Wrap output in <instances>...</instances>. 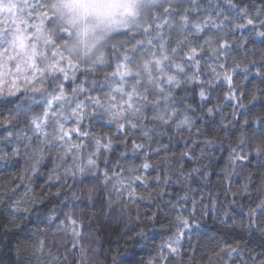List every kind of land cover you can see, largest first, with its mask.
Wrapping results in <instances>:
<instances>
[{"label":"snow or ice","instance_id":"obj_1","mask_svg":"<svg viewBox=\"0 0 264 264\" xmlns=\"http://www.w3.org/2000/svg\"><path fill=\"white\" fill-rule=\"evenodd\" d=\"M227 3L243 18L242 23H233L229 31L252 26V33L261 38L262 45L258 50L249 51L246 38L241 37L238 47L244 49L243 58L237 60L233 56L230 65L228 58L233 43L226 38L225 28L228 27L226 22L235 21L236 17L223 15L222 10L215 15L209 13L194 19L190 14L193 9L179 11L171 3L162 11L149 14L147 0H0V100L5 102L0 104L3 109L0 111V129H3L0 132V160L19 163L20 158L25 157L33 177L40 173L46 162H50L49 180L60 169L65 176L79 175L83 181L102 180L106 188L111 187L105 199L99 201L101 211L105 206L112 208L125 194L129 199H135L138 187L148 185L150 179L156 181V189L161 185L165 189L170 183L166 175L150 177L143 174L145 170L154 169L145 149L154 142L153 134L160 126L172 124L187 129L190 134L203 135V144L210 147L217 139V127L220 131H229L235 122L238 131L240 128L252 129L255 124L261 131L248 144V151L242 147L245 137L230 148L229 167L221 171L226 179H230L237 167L246 161L251 163L250 157L257 161L259 169H264V87H261L264 85V19H259L264 17V4L256 7L253 13L247 6L234 4L233 0H227ZM209 28L217 31L206 35L202 43L189 39ZM171 32L176 34L174 45L169 39ZM206 48L215 57L214 64L202 65ZM257 51L259 60L256 59ZM97 65H104L106 69L104 82L100 84L89 80ZM253 71L259 83L253 79L250 81L252 87L245 92L241 85ZM187 85H195L193 91L198 89L200 100L211 105L202 109L207 115L223 111L220 102L212 104V96L216 88L226 85L227 91L222 99L232 108L230 119L223 116L222 120L214 121L208 126V132L196 127L190 114L191 106L186 102ZM177 90H182L184 95L178 96ZM41 91L45 96L44 103L24 110L22 119L20 110H8L13 98L25 92L39 94ZM245 99L247 104L242 102ZM249 105L256 108L251 119L247 118L252 112ZM241 109L247 113H241ZM239 115L246 117L242 123L237 119ZM137 129L140 139L131 142V151L142 152L147 158L140 164L130 163L114 171L119 165L118 158L111 167L101 169L104 153L114 152V143L122 142L127 146L125 137ZM191 144L192 147L186 145L187 150L180 155L196 161L198 166L189 171L183 166L179 169V176L189 180L192 172L209 175L208 165L200 161L210 159L205 147H201L200 155L195 156L196 141ZM119 155L127 161L126 152ZM103 163L108 164L107 159ZM19 179L23 181L24 177L19 176ZM56 179H60L59 175ZM251 183L249 175L247 183L233 192V196H244ZM261 183H264V176ZM59 193L58 190L57 195ZM164 194V190L159 192L160 196ZM140 198L145 197L141 195ZM202 199L198 202L192 197L189 209V194L186 192L184 196H178L175 203L169 200L164 204V208L171 205L166 215L175 212V229L158 245L149 264H182L186 255L182 251L183 243L187 237L191 247L189 233L197 225V205L200 214H206L209 207L202 203ZM257 199L258 202L249 205L246 211L238 201H229V206L220 213L224 228L231 229L243 239V235L235 230L246 224L244 231L255 229L264 239V196ZM87 201L91 202L92 208L96 207L97 202L91 195ZM21 203L17 200L7 205L9 215L27 212ZM210 204L215 209V199ZM234 206L239 207V220L234 219ZM157 209L162 211L159 204ZM63 215V220L55 218L60 221L59 230L72 236V251L79 247L80 254L86 256L82 239L89 234L86 220L92 217L77 216L71 211ZM15 219L13 215L10 221L14 226ZM146 219L155 221L157 212ZM138 235L143 236V231ZM29 240L32 241L30 244L18 241L15 250L19 252L22 247L30 246L34 254L52 255L44 238L33 241L30 237ZM216 247L218 250L213 251L212 256L223 259L224 264H235L233 256L243 254L240 241L228 243L221 239ZM247 251L249 259L242 260L241 264H264V249L255 256L252 255L254 249ZM188 264H197V261L189 257Z\"/></svg>","mask_w":264,"mask_h":264},{"label":"trees","instance_id":"obj_2","mask_svg":"<svg viewBox=\"0 0 264 264\" xmlns=\"http://www.w3.org/2000/svg\"><path fill=\"white\" fill-rule=\"evenodd\" d=\"M233 3L244 7L247 6L250 12L255 11L256 7H259L261 4H264V0H233ZM183 8L193 9L190 13L191 16L195 18H203L205 15L211 13L215 15L217 12L222 10L223 15L227 16H235V21L226 22L228 27L225 28V32L227 33L226 38L229 39L233 43V51L229 54L228 63L231 64L232 57L235 56L237 60L243 58L244 49L238 47L240 43L241 37L246 38V47L249 51H252L254 48L259 49L262 47L260 44V37L255 36L252 33V26H249L247 29H236L234 32L229 31L232 24L235 22H243V18L237 15L236 9H231L226 2H222L219 8H213L210 6L209 0H184L183 3L177 6L179 11H182ZM223 15L220 17L223 18ZM259 19H264V17H260ZM259 19L257 20V26L259 25ZM216 29L209 28L204 33H199L194 35V40L203 42V38L206 35H211L216 33ZM169 37L173 43L175 44L176 34L175 32H171ZM251 58V56H249ZM256 59L259 60V53H256ZM202 65L205 64H214L215 57L212 56L209 50H205L203 53V58H201ZM223 62V58L221 59ZM207 72H205V76H207ZM255 79L256 83H259V79L255 78V72L249 76L248 80H244L241 88L245 92L252 87V81ZM217 84L220 82L217 81ZM264 87V85H261ZM195 85H191L187 87L188 99L187 103H192L194 107L197 109V113L194 114L199 118L195 119V126L201 128L204 132H208V126L213 124V122L220 121V112H216L213 117L208 116L205 112H200V108H206L211 105L204 104L197 92L193 91ZM227 91V86L225 85L223 88H216L213 92L212 96V104L220 102L224 105V101L222 99L223 93ZM178 96H183L184 92L182 90H177ZM219 97V101L217 100ZM245 104H247V99L243 100ZM254 104L256 102H253ZM259 105L257 104V108ZM249 108H252V105H249ZM232 108L230 105L224 106L223 115L230 119V113ZM241 113H244L245 110H239ZM256 114V108H252V112L250 115ZM246 117L244 115H239L238 120L242 123ZM3 129H0L2 132ZM112 131L115 132L114 126L112 127ZM119 137V134H117ZM138 137H140V131L131 130V134L125 137V142L128 145L127 151V161L124 157L119 158V165L114 168V171H119L121 166H127L130 163L140 164L143 161V153H133L131 151V142L133 140L139 141ZM196 141V148L194 155H200V148L205 147L203 144L204 136L197 134H190L187 129H184L179 133V135H171L165 137H157L154 142L150 143L148 156L151 163L159 164V167H154V169L145 170L144 175H149L150 177H154L156 175H165L166 169L161 163L164 157H170L174 168L180 169L183 166L185 171H189L192 167L198 166L197 162L194 160H189L187 157H181V153L186 151L187 148H191V141ZM187 145V148H186ZM235 146L232 141L228 139H224L221 141L220 146L216 148L210 149L207 152L210 156V159H203L200 163L208 165L207 171L209 172V182L204 184L202 182H193L190 187L193 189L189 194L190 198L188 201V207L191 208V198L195 197V199L199 202L202 199V203L204 205H209L206 214H200V206L197 205V213L196 223L198 225H204L201 229V233L198 238L191 239V247H189L188 238H185L183 243L182 251L186 253L183 257L182 264H186L189 257L195 258L197 264H200V259H207L212 256L213 251H217V243L223 239L228 243H233L234 241H240L241 249L243 250V254L239 257L233 256V260L235 264H241V261H247L249 259V254L247 249H254L252 255L255 256L262 249H264V239L260 238V233L252 229L250 231H244L240 228L235 230L236 233H241L243 235V239H241L240 235H236L233 233L231 229H225L224 225L221 224L219 219H216L217 211L222 213L225 207L229 206V201L236 200L239 204H243L245 206V211L249 205H252L254 202H258V197L260 196L258 193L253 191L256 183L258 182V177L264 169H259L257 167V161L255 159H251V163L244 162L243 165L237 167L235 174L230 178H225V173L221 171V169L225 167H229V153L230 148ZM124 146L121 144H117L115 146V151L112 152L109 156V163L104 164L101 162V169L105 167H111L116 163L120 152L124 151ZM158 150V151H157ZM23 167L22 161L19 163H9L8 160H0V200L3 203H0V240L3 241L0 244V248H3L7 253V259L10 264H15V262L19 259L16 255L15 247L18 241H26L27 243H31L32 241L29 238L33 237L34 234L38 231L43 232L47 225L40 224L39 226L35 221H29L27 224L24 223V214L13 213L9 215L10 209L7 205L14 204L15 201L22 199L25 197V193H28V186L26 184H21L19 176H22L21 168ZM52 168V164L50 162H46L45 166L41 168V172L45 173V175H37L35 178L29 183L35 189L36 192L42 198L51 199L52 207H56L60 204V200L56 199L57 191H63L59 182L53 184L50 181H47V174L49 170ZM247 169V175H250L252 178V183L249 186V191L244 196H233V192H236L242 184L245 182L244 178L241 175H238L241 169ZM176 176H173L170 183L164 189L165 194L163 195L164 200L169 201L172 200L175 203V200L178 196H183L188 186H185L180 183H176ZM138 185L141 182H137ZM8 185V187H5ZM156 181L153 179L149 180L148 185L138 187V195L135 199H129L127 194L122 198L126 202L125 206L131 204L132 207V216H139L140 219L136 220L134 223L129 221V217L123 214L118 205H113L112 208H108L105 206L104 211L106 213H115L117 215V219L114 222H109L107 219H100L97 216L96 205L95 208L91 206H83L84 217L87 218L89 216L92 217L87 221V229L88 231L94 233L96 240V247L99 252V258L104 264H149V261L152 257L156 255L157 247L161 243L162 240L166 239L167 236L171 235L173 228L170 227L169 221L172 217L175 216V212H172L171 215H166L169 212L171 205L169 208H164V205L160 204V198L154 197L152 199H141V195L145 197L147 192L156 190ZM83 186L77 185L74 186L76 188H80ZM231 188V191H227ZM14 193L15 195L11 196L9 199V193ZM251 197V199L249 198ZM215 199L216 208L213 209L210 207V201ZM87 204V202H86ZM106 204V201H105ZM160 205L159 211L157 209V205ZM236 207V214L234 219L239 220L240 211L238 206ZM154 212H157V219L154 222V227H150L148 229L144 228L142 223L148 216H151ZM95 213V215H93ZM13 215L16 217L15 226L10 222L13 218ZM60 220H63V216L60 217ZM60 221L58 220L57 223ZM231 223V221H229ZM143 231L145 235L139 236L138 233ZM6 234V235H5ZM191 236V232L189 233ZM43 237L41 236L40 239ZM7 245L5 248L4 245ZM223 246L222 244L220 245ZM68 247L72 249V244H69ZM226 259V258H225ZM24 264H28L27 261Z\"/></svg>","mask_w":264,"mask_h":264},{"label":"clouds","instance_id":"obj_3","mask_svg":"<svg viewBox=\"0 0 264 264\" xmlns=\"http://www.w3.org/2000/svg\"><path fill=\"white\" fill-rule=\"evenodd\" d=\"M183 2L184 0H147V5H148L147 11L149 14H151L152 12H155L158 10L162 11L164 8H167L169 3H171L174 7H177L179 4ZM189 2H191V0H189ZM222 2L227 3V0H209L210 6L213 8H219ZM193 37L194 35L190 36L189 39H191L192 41H195ZM105 71L106 69L104 65H97L95 71L89 76V80H95L97 84L104 82V79H105L104 72ZM188 86H191V85H187V87ZM44 100H45V96H44L43 91H41L39 94L32 93V92H25L24 94L19 95L18 98H13L12 103L8 105V110L9 111L20 110L21 119H22L24 110L34 108L36 104H43ZM4 103L5 102L3 100H0V104H4ZM188 104L191 106L190 114L193 116V119L195 121L196 118H199L198 116L194 115L197 113V109L196 107L193 106L192 103H188ZM224 106H226V103L222 107L224 108ZM202 109L203 107L200 108V112H203ZM2 110L3 109H0V111ZM245 112L247 113V110H245ZM214 115H208V116L214 118ZM223 116L224 115L222 111L220 112L219 120H222ZM247 118L251 119V115L247 114ZM183 130H184L183 128H177L172 124L167 125V126H160L158 127L157 132L153 134V141H155L157 137L169 136L171 138V135H179V133ZM260 131L261 130L255 124H253L252 129L240 128L237 131V124L235 122L233 124V128L229 131H220L219 128L217 127V131H216L217 139L210 147H205V151L209 152L210 149L219 147L221 141L224 139H228L232 141V143L237 145L239 144L242 138L246 137L245 143L243 144L242 147H243V150L247 152L248 144L257 138ZM138 139H140V137H138ZM119 144L124 146L125 150L123 152L127 153L128 145L125 146V144L122 142H119ZM116 145L117 144L115 143L113 144L114 149ZM148 151H149V147H146L145 152L148 153ZM111 153L112 152L104 153V155L101 157V160L103 161L107 159L109 163L110 162L109 156ZM118 158H120V155ZM146 158L147 156L143 154V159H146ZM259 159L260 157H257V160ZM8 161L9 163H16L14 160H8ZM20 161H22L23 163V167L21 168L20 171L22 173V176L24 177L23 181L21 182L28 186L27 195L23 197L22 199H20L22 201L21 207L28 209L27 212L23 213L24 223L27 224L29 221H35L38 226L40 224L47 225V228H46L47 230L46 231L44 230L43 232L37 231L32 237V240L38 241L40 237L42 236L47 241L48 247L51 248L52 255L39 254V253L34 254L33 249L30 246H24L19 252L15 250L16 255L19 257V259L15 262V264H24L25 261H27L28 264H104V262L101 261L99 258V252L96 247V240H95L94 233L89 231V234L83 237L82 243H83V247L87 249V255L82 256L80 254L79 247L77 248L76 251H72L68 247L69 244H72L71 243L72 236L70 234H66L65 232L59 230L58 225L60 222L57 223L58 220L55 218L63 216V219H64L63 214L68 213L70 211L76 214L77 216H84L82 205L91 206V202L87 201L88 196L91 195L92 200L97 202L96 205H98V207L96 208L97 216L100 219H107L110 223L114 222L118 218L115 213V210L111 214L106 213L104 209L103 211H101V205L99 203L100 200L105 199L111 186L109 185L106 188L102 180L83 181L82 177H80L79 175H76L75 177L65 176L63 169H60L58 173L53 174V177L51 180L48 179V174H47V181H50L53 184L59 182L61 189H63V191L60 192L59 195H57L56 197V199L60 200V204L56 207H52L51 199L42 198L39 195V193L36 192L35 189L32 187V185L29 183L35 178L28 171L29 161L23 156L20 158ZM161 163L167 170L165 175L170 180H172L173 176H176L177 177L175 180L176 183H180L185 186H188L185 193L186 192L188 194L191 193L193 189L190 187V185L193 182H202L204 184H207L209 182V175L204 176L198 172H192V176L190 180L187 177L179 176V169L174 168L170 157H164ZM152 164L154 167L160 166L159 164H156V163H152ZM201 172H203V169H201ZM237 174L241 175L245 180L242 186L246 184L247 178L249 177V175H247V169L242 168L241 171ZM38 175H45V173H42L40 169V173ZM56 175H59L60 177L59 180L56 179ZM262 176H264V171L260 173L258 177V182L256 183L255 188L252 189L256 193H258L260 196H264V183H261ZM77 185H80L83 187L76 188L75 190H73L74 186H77ZM249 186L250 184L248 185V188ZM5 187H8V185H5ZM163 190H164L163 185H161L160 189L147 192V194L145 195V199H152L154 197H159L160 204L164 205L167 201L164 200L163 196L159 195V192ZM13 195H15V193H9L10 197ZM0 203H3V201L0 200ZM125 204L126 202L124 200H120L114 205H118L121 212L129 217V221L131 223H134L137 220L138 215L133 217L132 216L133 206L131 204H129L128 206H125ZM210 207L212 208L211 204H210ZM50 216L52 217L51 220H49ZM216 219H219L220 222L222 220V216L220 212L218 211L216 213ZM142 223L145 229L154 227V222H149L147 219L143 220ZM169 225L171 228L175 229L174 217L170 219ZM203 227L204 225H198V224L194 225V229L191 232V236L193 239L198 238V236L201 233V229ZM246 227L247 225L245 224L239 228L241 230H244ZM66 253L67 255L65 258ZM7 255L8 253L3 248H0V264H10L9 260L7 259ZM54 257H59V259H55ZM194 260L196 261L195 258ZM186 264H188V261L186 262ZM200 264H224V260L218 259L215 256H211V258L208 257L206 260L201 258Z\"/></svg>","mask_w":264,"mask_h":264}]
</instances>
